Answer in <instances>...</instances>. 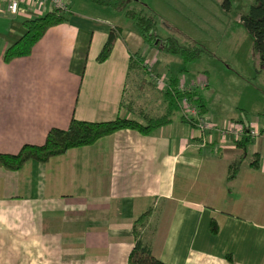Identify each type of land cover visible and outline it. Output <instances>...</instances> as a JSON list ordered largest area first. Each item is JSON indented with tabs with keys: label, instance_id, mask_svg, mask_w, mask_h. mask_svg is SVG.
<instances>
[{
	"label": "crops",
	"instance_id": "crops-1",
	"mask_svg": "<svg viewBox=\"0 0 264 264\" xmlns=\"http://www.w3.org/2000/svg\"><path fill=\"white\" fill-rule=\"evenodd\" d=\"M72 1L68 21L51 28L29 57L9 64L3 56L25 34L24 21L45 13L0 14V154L43 145L51 129L65 130L73 118L144 123L145 115L165 113L126 106L131 54L147 64L153 54L141 53L145 42L127 33L123 14ZM116 27L123 32L110 58L99 63ZM206 75L188 73L180 83L205 85L195 91L218 127L214 132L202 133L178 112L148 136L122 130L47 163L0 169V264H127L134 224L150 209L140 233L166 264H264V163L259 171L249 166L253 154L264 156V132L228 180L230 165L245 152L219 127L242 114L230 119L211 112ZM255 119L247 122L264 124V117Z\"/></svg>",
	"mask_w": 264,
	"mask_h": 264
},
{
	"label": "trees",
	"instance_id": "trees-1",
	"mask_svg": "<svg viewBox=\"0 0 264 264\" xmlns=\"http://www.w3.org/2000/svg\"><path fill=\"white\" fill-rule=\"evenodd\" d=\"M88 1L97 7L109 9L115 13H122L126 21L134 23L146 44L156 48L159 52L181 58L185 65L202 59L206 54L205 50L198 44H182L175 36L163 37L159 32V22L155 18L148 16L144 7L133 4L134 0ZM252 1L253 4L248 12L242 16L239 25L243 26L254 39V47L259 56V65L261 68V70L256 71L258 76L264 70V0ZM71 2L73 1L71 0ZM226 3L230 5L229 0H226ZM72 5L73 3H71L70 11L67 13L54 9L52 12H47L41 17L25 20L23 23L25 34L18 42L6 50L3 56L4 63L9 64L16 59L29 57L32 54L33 48L44 38L51 28L63 25L68 21V14L72 11ZM122 32L123 29L121 27H116L110 31L107 42L97 59L99 63H104L110 58L119 34ZM145 62L144 57L140 54H131L129 65L130 76L134 73L137 77H142L138 85L139 90H143L146 87L155 89V81H148L147 79L152 74L150 75V71ZM187 73V68L182 69L177 76L167 80L165 90H158L166 102V110L163 115H145L143 117L144 123L122 116H119L113 121L102 123L79 121L73 118L67 129H51L43 145H26L15 155L0 154V169L9 172H18L27 163L32 161L47 163L55 157L65 155L72 149L93 146L99 140L122 130L137 131L145 136L151 135L154 131L172 122V116L180 111L179 102L184 97L189 98L202 111L204 106L202 105L203 102L200 95L196 91L185 93L180 89V76ZM260 116L264 117V112ZM247 117L248 114L244 112L238 122L248 123ZM182 120L195 127L193 122H188L183 117ZM249 127H246L241 139L235 141L236 147L244 150L245 153L230 165L228 176V180L230 181L237 177L244 163L247 148L254 141V136L251 134ZM263 163L264 156L260 153H255L251 157L249 166L251 169L259 171L262 169ZM151 214L152 209L142 215L134 224V247L129 255L127 264H166L153 255L150 247L144 243L140 233V226L148 221ZM211 232L213 234L218 233V226L215 220L211 222Z\"/></svg>",
	"mask_w": 264,
	"mask_h": 264
},
{
	"label": "rangeland",
	"instance_id": "rangeland-1",
	"mask_svg": "<svg viewBox=\"0 0 264 264\" xmlns=\"http://www.w3.org/2000/svg\"><path fill=\"white\" fill-rule=\"evenodd\" d=\"M229 1L230 5H227L226 0H134L133 4L144 7L146 14L159 22V32L163 37L175 36L182 44H198L206 54L202 59L185 65L181 58L162 52L159 54L146 43L142 46L144 48L140 46L142 54H153L147 56L149 64L145 63L152 74L147 79L154 80L156 88L139 90L142 77L133 73L130 76L126 106L134 107L136 113L144 110L155 115L162 114L166 110V102L158 90H165L167 80L187 68L191 75L189 78L194 79L208 72L206 76H209L211 89L204 93V97L211 112H222L230 119L245 112L249 118L259 119L264 112V70L257 76L256 71L261 68L254 39L239 25L253 1ZM127 23V33L134 34L142 43V36L134 23ZM163 77L166 82L162 86ZM182 85L193 91L205 89L204 84L194 86L182 82ZM219 128L222 130L224 126ZM254 129H259L261 135L264 124H255Z\"/></svg>",
	"mask_w": 264,
	"mask_h": 264
},
{
	"label": "built area",
	"instance_id": "built-area-1",
	"mask_svg": "<svg viewBox=\"0 0 264 264\" xmlns=\"http://www.w3.org/2000/svg\"><path fill=\"white\" fill-rule=\"evenodd\" d=\"M71 0H0V14H6L11 16L22 15L23 12L28 11L35 12H52L54 9L67 13L70 11ZM29 14V13H28ZM162 86L166 82V78H162ZM180 89L182 92H193L190 87L182 85L180 83ZM181 108L182 117L188 121L195 123V127L202 133H210L216 130V126L212 120V117L208 114L202 113L201 109L189 98L184 97L179 102ZM250 126L251 134L254 137L260 136L259 129H254V126L248 123H235L225 126L220 130L221 135L230 137L234 141H238L244 134L246 127Z\"/></svg>",
	"mask_w": 264,
	"mask_h": 264
}]
</instances>
